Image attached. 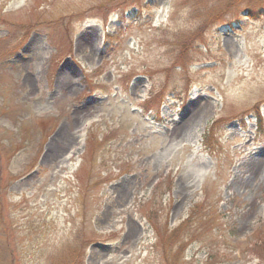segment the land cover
<instances>
[{
    "label": "rangeland",
    "instance_id": "obj_1",
    "mask_svg": "<svg viewBox=\"0 0 264 264\" xmlns=\"http://www.w3.org/2000/svg\"><path fill=\"white\" fill-rule=\"evenodd\" d=\"M261 2L0 0V264H264Z\"/></svg>",
    "mask_w": 264,
    "mask_h": 264
},
{
    "label": "trees",
    "instance_id": "obj_2",
    "mask_svg": "<svg viewBox=\"0 0 264 264\" xmlns=\"http://www.w3.org/2000/svg\"><path fill=\"white\" fill-rule=\"evenodd\" d=\"M260 5V8H263L264 7V0H262V2H261V4H259ZM263 6V7H262ZM246 10L248 11V13L249 14H252V15H254V13H253V8H251V9H247L246 8ZM235 17H233V19H234ZM235 21L237 20V18L236 19H234ZM233 20V21H234ZM232 21V22H233ZM238 21V20H237ZM232 22H229V24H231ZM206 135H208V133L207 134H205V136H204V138H206L207 136ZM196 208H197V206H196ZM192 214V213H191ZM258 248H259V252L258 253H256L259 257H260V253H261V251H264L262 248L263 247H261L260 248V246H258ZM260 249H261V251H260Z\"/></svg>",
    "mask_w": 264,
    "mask_h": 264
}]
</instances>
